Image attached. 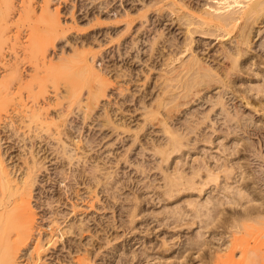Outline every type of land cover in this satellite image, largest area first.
I'll return each mask as SVG.
<instances>
[{"label": "bare ground", "instance_id": "1", "mask_svg": "<svg viewBox=\"0 0 264 264\" xmlns=\"http://www.w3.org/2000/svg\"><path fill=\"white\" fill-rule=\"evenodd\" d=\"M13 1L14 0H0V64L6 65V63H3L2 59V48L6 41V39H4L6 38L5 31L8 30L7 26L13 24L15 21L27 22L26 24L29 29L34 27V23H39L38 25L41 24L43 28L39 30L43 33L44 40H41V37H36V33H33L32 29L29 30V35L27 34L29 36L27 41L29 44L27 43L28 46L25 45V51L31 53V62L33 66H35L32 73L30 72L28 75L25 74L21 71L20 64L16 63L6 71L4 76H0V132L2 129H12L13 135L22 144L21 148H23V152L27 151L29 155L28 158H24L23 170L20 175L16 177V172L9 169L0 151V264H20L18 262L19 253H21L23 248L28 246L33 239L36 213L33 210L31 200L33 199L35 185L38 182V176L41 174L42 170L46 172L49 170L46 163H49L52 159L48 160L47 158L50 155H45L48 150L49 152L51 150L52 153L55 152L57 156H55V158L59 160L60 164L61 162L64 163L62 167L60 166L61 170L59 169V171H57V174L60 173L61 176L57 182V184L60 185L66 181L65 179L67 178L71 177V179L75 181L77 177H82L80 174L78 175L80 171L77 173L75 169L77 166L81 165L85 167L89 164L88 158H91V156L88 155L87 158V152L92 151L95 153L96 151L99 153L101 149L98 146L101 145V148H106L117 141L124 147V155L128 156L129 152H131L136 145H139V132L148 131L155 126L158 127L156 131L161 134V138H159V140L158 138H150L151 142L148 144L150 145L152 143V149H148L141 144L137 153L138 161H135L136 158L133 161L130 160L131 158H127L128 160H126L137 173L139 172L141 175H144L147 180V183L144 182L145 179L141 178V180H139L142 184V188H145V190L149 188L152 189L150 191L151 193L156 191L155 198L164 202H168L169 198L170 200L171 198H176L182 192H195L197 193L196 195L200 197L201 194H206L210 189V187L208 189V186L211 185H214V190H216L214 192L216 195H208V197L201 202L197 201V199L194 200L192 195L186 194L184 195L186 197H184L183 201H181V198V200L175 199L173 203H167V205L174 204V208L170 205L171 208H165V211L162 209L161 213H154L153 216L152 211L150 218L156 219L158 215L159 217L161 215L162 217L156 220L157 225H164L165 227L172 226L171 228L174 229L183 226L189 228L193 225H196L197 229L198 227L202 228L203 231H198L194 235H192L193 232L191 233L192 236L187 238L186 245L190 252H199L202 247H206L208 254L211 256L210 261H207V263L209 262L208 264H264V209H259L262 205L256 207L251 204L255 201V195L253 194H256V189L262 187L259 186V184H261L259 182L262 181L260 176L264 178V171L263 173L261 172L264 167V144L262 143V141L264 142V134L260 135L261 131L264 130L255 127V119L253 120L251 114V112H255L253 111L254 108L252 111L250 110L247 112V105L250 103L247 96H244L246 100V107H244L234 102V95L231 94L230 91L232 90L230 86L236 84L233 76L243 72L241 68L243 61H239V59H243V57L253 49L258 48V50L262 51L261 49L264 48V0H202V3L196 5L193 1L197 0H85L86 3H82L79 7L75 4L76 7L73 5L70 6V9H72L68 15H71L72 24H75L73 20H76L75 16L77 15H75L76 12L73 13L72 10L76 8V11L80 10L84 16L88 17V19L85 18L88 20L87 23H96L98 31L94 33L95 36L97 32L99 33V29H105L103 30L104 32L101 33V37L104 36L102 40H98L93 34V37H91L92 35L84 37L86 43L88 42L90 45H97L96 48H101L105 44L103 42L113 41L114 43L116 41V44H113L114 48L109 50L105 55L112 56V59L113 56H117L120 62H123V64L125 63L124 65L126 68L122 70V66L121 69H117L116 66L114 70L117 69L119 71H116L115 77H110L111 79L109 78L110 71L107 69L111 68V70H113L114 62L113 65H111L112 67H108L109 65H106L108 68L105 65L103 67V64L99 61L105 60L101 58L104 55L100 53L99 56H101L99 57L96 48V51H93L94 53L86 50V44H83V40L82 42L79 40L81 43L71 44L68 43L67 39L65 43L68 44V50L70 51H65L64 47L57 56L55 53L54 58L48 59L49 56H47V53L49 48H51L50 46H54L58 38H64L68 28L65 27L66 23L60 19L57 8L52 9L50 7V2H53V0H42V6L39 7V12H37L38 10L35 11L34 6L31 5L32 0H22L21 4H18L20 6L15 5ZM55 1L56 4L60 6V0ZM90 4L92 5L90 10H94L93 13L88 10ZM12 10L17 11V19L15 21H13L10 16ZM79 19L80 18H78L77 21H79ZM88 25L91 27L90 24ZM174 27L177 28L174 30ZM69 29L70 28H68V31ZM93 29L90 30L93 31ZM166 30L167 33H165ZM33 31L39 33L36 28ZM176 31H178V33H175ZM198 35H200V37L204 36L215 40L217 39V42H220L218 56L220 55L223 59L228 61L227 65H222L220 67L216 65L217 67L214 68L206 62V58L204 59L203 56L196 54L195 37ZM79 37L80 35L75 39V42ZM89 39L91 41H88ZM225 42H229V44H225ZM106 46H108V43ZM92 48L94 49L93 46ZM102 48L104 49V47ZM80 49L84 50L85 53L86 51L91 53V55L89 54L90 57L84 54V51L81 52ZM107 49L108 48H106V50ZM259 57L264 58V55L260 54ZM54 59L56 60L54 61ZM68 59L69 61H76L79 80H81V82L84 81L86 84L89 82L91 84H89L90 87L81 83V88L86 86L85 88L87 89L83 91L79 88L80 84H78L77 87L72 84V82H69V86H65L64 89L55 88L52 93H49L44 86V81L47 79V69L49 71V69L54 70L57 66L64 67ZM128 64L129 66L127 67ZM132 66L136 68L132 69ZM114 73L115 72H113V74ZM119 79L123 80V85L132 84L131 86L134 85V88L136 86L138 88V85L135 84L139 82V80H142L141 84L143 83V86L145 84L149 85L148 88L152 86V90L149 91L147 88L146 93L143 92V96L141 90L133 89L135 90L133 93L131 87L129 91V89H126L128 86H125V88L121 85H117L118 87L114 88V94H111L112 96L114 95V98L117 100V97L122 96L120 103L119 101H117V103L115 102L114 105L119 106L116 108H122L125 104H128L127 107L129 106V108H132L128 111L130 113H127L129 120L132 119L134 122L137 121L138 123L134 130L130 127V122L127 124L126 121L122 122V120H119L120 123H116L111 113L108 111L110 109L107 110L109 107H107V103L105 102H109L107 99L109 100L111 97V95L109 96L107 93V90L111 88V84L114 83L115 80ZM115 83L120 84V82L117 81ZM260 84L258 85L259 87L255 86L257 88H253L254 90L251 88L252 90L248 91H254L256 94L264 95V86ZM143 86L141 85V87ZM125 90H128L129 93L127 94ZM137 92H140V96H138L139 94H137ZM51 95L53 97H51ZM8 100L14 102V107L10 114L9 110L6 109L8 106L6 104L9 102ZM241 100L238 101L241 102ZM258 102H260V100ZM108 104L109 106L110 104L113 105V103L110 102ZM72 105L77 108L75 112L78 113L75 114L79 115L77 120L80 121V123L74 124L72 117L71 119L68 118V115L72 112L70 110ZM261 106L264 105L262 104ZM75 107L72 108L75 110ZM52 109L54 113L51 112ZM95 110H102L103 113L102 116H100H104L105 119H102L106 122H104L105 124H99L97 121L98 124L95 123L96 128L101 129L107 126V128L109 127L111 130L109 133H103L101 132L102 129H96L93 125V128L97 131H94L91 135L82 134L81 130L82 127H84L81 126L82 123L88 120V118L90 119ZM260 110L264 113V107H261ZM115 112L113 111L112 113L116 115ZM117 112L122 115L125 111L121 112V109H119ZM4 114L12 115V117H3ZM137 117L140 119L138 118V120ZM6 120H8V122H5ZM91 121L93 122L95 120L93 119ZM67 127H70L72 132L68 130V133L66 131ZM102 131L105 130L103 129ZM126 133H133V137L128 143L126 142L127 137L124 138V135L120 137V135ZM215 133L221 134L218 135L217 138L223 137L227 142V138H229V140L231 138L230 141H235V143H233L235 146L232 148L223 144V140H221L222 142L219 140L221 142H219V145L221 149L223 148L222 151L227 155L224 162L221 163L220 158L211 156L214 162L213 164L212 161L210 163L208 160L210 157L207 158L208 156L204 157V155L200 158L197 156L194 158L195 160L193 159V164L186 166L187 168L184 169L185 165L188 164L184 156L187 154L189 155L191 150H195V146L198 143H203V145L214 144L215 139L212 138V135ZM111 135H115V138L109 139L111 141L110 143L105 139ZM66 138L69 139V142H67L68 140L66 141ZM104 140L107 142H104ZM51 141H54V148L51 146ZM239 141H242L244 144L243 151H246L247 155L249 154L248 157H251L252 161H259L257 171L250 169L248 176L247 174L244 177L242 176V178H244L243 180H245L246 177L249 179L248 177L251 176L249 179L250 184L245 182L239 184V181L234 180L235 175H237L240 169H244L245 165L241 168L238 162H232L230 158L227 159L228 156L236 157V154L238 155V153H240L237 149L241 144ZM37 143H39V146H37ZM40 143H43V145L40 146ZM45 145L46 148L44 147ZM97 147L100 150H97ZM221 149L219 150L221 151ZM42 150L44 153L43 156L41 155L40 157L39 153ZM149 150L152 152V155L151 157L149 156V160H146L145 152ZM78 151H82L83 154L79 155L80 153ZM107 152L110 151L107 150ZM172 156L173 158L170 162H173L171 164H174V167H163L165 164H169L168 161ZM139 158L141 159L139 160ZM175 159L177 161H175ZM184 161L187 163L185 164ZM96 166L85 168L83 172L90 176L95 186L96 184L99 185L100 182V179H98V176L96 177L95 174V169L98 168ZM152 170L159 171L162 174V179L156 177L151 179L152 176L148 177V173L150 174ZM245 171L244 169V172ZM259 171L261 173L258 176L257 173ZM244 172L241 171L242 174ZM108 173L107 175H109ZM237 176L241 177V175ZM158 180L163 181H161L163 183L161 187H157L154 184ZM112 182L107 184L104 183L105 188H103V193L104 189L106 190L107 188L106 186H111L109 190H111L114 185L117 186L116 181ZM262 184H264V182ZM251 185L257 188L250 187ZM61 187L64 188L65 186ZM117 187L119 188V186ZM117 187L116 189L118 190ZM121 187H123V184ZM125 187L128 186L125 185ZM158 189H162L161 193H157ZM117 190H115V193H113V191L111 193L116 194L118 193L116 192ZM138 191L140 192V188L137 190V193ZM214 192L212 191V194H214ZM260 192H263V190L260 189ZM135 193H132V197L127 196L128 194L126 196L133 198L135 201L142 200L140 196L142 197L143 192L141 194L139 193L140 195ZM219 194H222L224 199H222L223 197H219ZM262 194L261 198H259L262 199L264 204V193ZM118 195H120V193H118ZM133 195L135 196L133 197ZM164 195L168 198L165 196L167 198L165 199ZM109 197L110 199L112 198V200H115V198L117 199V196L115 198ZM173 200L174 199H172V201ZM242 200L245 201L244 203L251 202L249 203L250 206H246L242 211H236V209H234V211L230 212V210L227 216L224 215V218H220L221 221H218L220 220L218 219L219 215H223L220 208L224 203H228L231 206H241L242 204L240 205V203H242ZM132 201L130 202L132 203ZM178 203L183 204V207ZM137 204L138 202L132 205L130 204L131 206L125 214L127 223L124 224H127V227L128 224L129 226L131 224L133 225L135 218L144 213L143 211L145 209L141 210V207ZM126 205H129V203ZM223 207L222 209H224ZM126 210L127 209H125V211ZM82 223L83 222L80 221L78 224L79 226L77 224V226L75 225V229H77V231L79 230L78 233L83 231L82 227L85 225L83 226ZM215 223H218V225ZM124 224L121 225V228ZM132 227L129 229L127 228V230H129L128 234L134 232L136 229V227ZM210 227L216 229L221 227L225 229L224 231H226L228 235L224 247H217L213 252L210 249L211 247L208 248L210 244L204 237L206 233L204 230ZM115 228L117 230L119 227ZM70 229L64 230L63 233L70 234ZM216 229L213 230L216 232ZM127 230H123V233L126 234ZM123 233L121 236H123ZM148 234L150 233L148 232ZM134 236H132L133 240L135 239ZM38 239L40 240V238ZM140 239L141 237H139L135 243H138ZM114 240L115 238L113 241ZM131 240L130 238L127 242V246H130ZM34 241H36L37 245L38 240L34 238L33 242ZM167 241L168 240L165 238L160 241L161 245H159V248L161 250L158 249L160 250V254L157 250L160 259H164V257L165 259L170 258V256H167L169 255L167 253H170L172 245L170 246ZM108 243L111 244L107 241L106 244L108 245ZM132 246H130L127 252L123 253V257L121 258L124 259H122L121 262L124 260L125 263H129L135 259L137 260L135 264H138L140 255H145V259L148 258L145 252L147 250H144L148 249L146 245L143 246L144 248L142 247L143 252H139L140 254L130 251ZM41 247L44 249L43 246ZM35 249L37 250V247H35ZM107 251H109L108 254H111V252L114 253L111 257L116 259L113 255L115 256L120 250L115 247ZM84 252L88 257L91 256L89 264H96V259L94 257H98L100 252L92 253L87 249L84 250ZM172 257L174 258V255ZM175 257L180 258L182 256L179 255ZM202 258L204 263L203 260L201 263L205 264V258L200 255V259ZM109 261L111 262V258ZM41 264L46 263L42 262Z\"/></svg>", "mask_w": 264, "mask_h": 264}, {"label": "rangeland", "instance_id": "2", "mask_svg": "<svg viewBox=\"0 0 264 264\" xmlns=\"http://www.w3.org/2000/svg\"><path fill=\"white\" fill-rule=\"evenodd\" d=\"M13 2L15 3V5L20 6L18 4L19 3L21 4L22 0H20V2H19V0H14ZM84 2H85V0H73V1L72 0H60L59 1L60 6H58L56 4L55 0H53V2H50V7L52 9L57 8V10L59 11L60 19L66 23L65 27L66 28L68 27L70 29L68 31V28H67V30H66L67 34H65V36H67V37L64 36L65 39L62 38L63 39L62 40L61 38H58V40L55 41L54 46H50L51 48H49V51L47 53V56H49L48 59L54 58L55 53L57 56V54H59L60 50L64 47L66 48V49L64 48L65 51H67V52L70 51V50H68L69 49L68 44L65 43V41L67 39H68L67 40L68 43L78 44V43H81L82 40L84 41V37L89 36V35H92L91 37H93V34L96 31H98V28L96 27L97 26L96 23H94V22L87 23L88 17L84 16L82 14V11H80V10L76 11V8L74 10H72L73 13L76 12L75 15L77 14L75 16L76 20H73V23H75V24H72V19L70 18L71 15L70 16L68 15V14H70V10L72 9V8L70 9V6L77 5V7H79L82 5V3L84 4ZM193 2H195L194 4L196 5V4L202 3V0H197V1H193ZM31 3H32L31 5L34 6L35 11L38 10L37 12H39L40 11L39 7L42 6V0H32ZM91 6H92L91 4L88 6V10L93 13L94 10L93 11L90 10ZM67 11H69V12H67ZM16 14H17V11L12 10V14L10 16H11V19L13 21H15L17 19ZM78 18H80L79 21H77ZM85 18H87V19H85ZM67 22H69V23H67ZM78 22H79V24H78ZM26 23L27 22L24 23V21L23 22L22 21H17V22L15 21L13 24L7 26L8 30L5 31L6 38H4V39H6V41L3 44V48H2V53H3L2 59H3V63H6V65L4 66V65L0 64V76H4L6 71H8V69L10 67H12L13 65H15L16 63L20 64L21 71L27 75L30 74V72L32 73L34 71L35 66H33V63L31 62V58H32L30 56L31 53L29 51H25V48H26L25 45L28 46V44H29V42H27V41L29 39L28 35L30 32L29 31L30 29H32L33 33H36L35 34L36 37H41V40H44L43 33L40 32V30H42L43 27L41 26V24L38 25L39 23L38 24L34 23L35 24L34 27L36 29H38V31H39V33H38V32L33 31V30H35L34 27L29 29V27ZM83 24H84V26H83ZM88 24H90L91 27H89ZM92 26H94V27H92ZM176 28L177 27H174V30ZM79 29H80V31H79ZM82 29H84V30H82ZM90 29H93V31H91ZM103 30H105V29L104 28H102V30L99 29V33L97 32L96 36L94 34V36L98 40L103 39L104 36L101 37V33L104 32ZM86 32L88 35L86 34ZM165 33H167V30L165 31ZM175 33H178V31H176ZM37 34H38V36H37ZM79 35H80V37H79L80 39L78 38L75 42V39ZM90 39L88 41H91ZM79 40L81 42H79ZM195 40H196V47H195L196 54L203 56L204 59L206 58L205 60H206V62H208V64H210L214 68L217 66L220 67L222 65H227L228 61L223 59L220 55L218 56V49L220 47L219 46L220 42H217V39L215 40V39H211L210 37H204V36L200 37V35H198L195 37ZM109 42H103V43H105L102 46V47H104V49L102 47L96 48L97 45H95V46H94V44L90 45V43H88V42L86 43L85 41L83 42V44L88 45V46L85 45V48H86V50H89V52L94 53L97 50L96 52H97L98 56L100 53L102 55H104L101 58H103L105 60L99 61L103 64V67H104V65L105 66L109 65L108 67H112L111 65H113V62H114V65L116 64L115 67L113 65V68H112L113 70H111V68L107 69L108 71H110V73H109V78H110V77H115V74L117 73L116 71H119L117 69H119V68L121 69V66H122V70H123L126 68V66L124 65L125 63L123 64V62H120L119 58L117 59V56H113V59H112V56L110 57L109 55H105L108 53L109 50L114 48V45L116 44L115 43L116 41L114 43H113V41H111L112 43L111 42L109 43ZM107 43H108V46H106ZM227 43L229 44V42H225V44H227ZM110 44H111V46H110ZM92 46L94 47V49L92 48ZM95 48H96V50H95ZM106 48H108V49L106 50ZM50 49H52V50H50ZM82 49H84V48H82ZM82 49H80L81 52L84 51ZM261 50L262 51L258 50V48L253 49L252 51H249L243 57V59L242 58L239 59V61H243L242 65H241L243 72H241V74L237 73L238 75L236 74L233 76L235 81H236V84L234 85L235 87L230 86V89H232L230 91H231V94L234 95L233 96L234 102L237 103L238 105H243L244 107H246L245 106L246 100L244 99V96H247V98L249 99V102L251 103V104L249 103L250 106L247 105V107H248L247 112L250 110L252 111L254 108L253 111H255L254 112L255 114L252 112H251V114H252L253 120L255 119L254 120L255 127L257 129L259 128L261 130H264V113H262V111L260 110L261 107L262 108L264 107V106H261L262 104L264 105V102H263L264 101V95L256 94L254 91H248V90H252L253 88L259 87L258 85L260 83H261L260 84L261 86H264V60H263L264 58L259 57L260 54L264 55V48ZM89 52L86 51V53H85V51H84V54H86L87 56L90 57L91 53H89ZM106 56H107V58H106ZM55 60L56 59H54V61ZM115 60H116V63H115ZM245 60H247V61H245ZM75 62L76 61H74V62L69 61V59H68L67 64L65 63L64 64L65 66L63 65L64 67L57 66L54 70L49 69V71L47 69V76H46L47 79L44 81V86L47 88L49 93H52V91H54L55 88H60L61 90L64 89L65 86H67V85L69 86V82L70 83L72 82V84L76 85L77 87H78V84H80L79 88H81V83H84V81L81 82V80H79V76H78L79 73L77 72L78 66ZM223 62H224V64H223ZM118 63H120L121 65ZM116 66H117V69L114 70V68H116ZM123 66H125V67H123ZM128 66H129V64L127 65V67ZM135 66L134 67L132 66L133 67L132 69H135L136 68ZM113 72H115V73L113 74ZM76 74H77V76H76ZM153 76H154V74H153ZM237 78H238V80H237ZM113 79H115V78H113ZM119 80H121V81H119ZM119 80H115L114 83L111 84V88H109V90H107V93L109 94V96L111 94H114L113 91H114V88L118 87L117 85H121L122 87L128 86L127 88L126 87L125 88L129 89V91L132 88L131 91H133V93L136 89L141 90L142 96H143V92L146 93V89L149 87L148 84H145L144 86H147V87H144L143 83L141 84L142 80L141 81L139 80V82H136L135 85H138V88H137V86L134 88V85L131 86L132 84L123 85L124 84L122 82L123 80L122 79H119ZM116 81L120 82V84H116L115 83ZM138 83H140V84H138ZM84 84L86 86H89L90 83L88 82L87 84L86 83H84ZM114 85H116V86H114ZM141 85L143 87H141ZM86 86H83L81 89L84 91L86 89L85 88ZM255 86H257V87H255ZM140 87L143 89L145 88L144 89L145 91L143 89H141ZM150 88H148L149 91L152 90V88L151 89ZM133 89H135V90H133ZM235 90H237V91H235ZM125 91L127 94L129 93L128 90H125ZM125 91H124V93H125ZM153 92H154V90H153ZM139 93L140 92H137V94H139ZM234 93L235 94L237 93V94L235 95ZM241 93H242V95H241ZM243 93H244V95H243ZM137 94H136V96H137ZM138 96H140V94ZM51 97H53V96L51 95ZM114 97H115L114 95L113 96L111 95L109 100L107 99V101H109L110 103H113V105L110 104V106H109V104H108L109 102H105V103H107V107H109V108H107V110L110 109L108 111H109V113H111L113 120L116 121V123H120L121 120H122V122L126 121L127 124H129V122H130V127L132 128V130H134L136 128V125L138 124L137 121L134 122L132 119H130V120L128 119V117H129L128 113H130L128 111L131 110L132 108H129V106L127 107L128 104L127 105L125 104L124 105L125 108L120 107L119 109H121V112L125 111L126 113L123 112L125 114L122 113V115H120L121 113L119 114L117 112V110L119 111V109L116 108L119 106L114 105V104H115V102L117 103V101H119V103H120L122 100V96L117 97L118 100L115 99ZM149 98H147V99H149ZM241 99L242 100L244 99V100L242 101ZM238 100H241V102ZM259 100H260V102H263V103L258 102ZM13 104H14V102L12 100H10L6 104V105H8L6 109L9 110V114L12 112V109L14 107ZM72 107L74 108L75 106L72 105L71 109H70L74 114L71 112V114H69L70 116L68 115V118L71 119V117H72L74 124L80 123V121L77 120L79 115L75 114V113H78V112H75V111H77L76 110L77 108L75 107V110H74ZM115 110H116V112H115ZM53 111L54 110L52 109L51 112L54 113ZM113 111L115 112L116 115H114V113H112ZM102 113H103L102 110H99V111L95 110V112L92 113L90 119L88 118V120H86V121H84V123H82L81 126H84V127H82L81 133L82 134L84 133L85 135H91L94 133V131H97L96 129H100V128H96L95 125L98 124L97 121L99 122V124H101V123L105 124L106 123L102 119V118H104V116L101 117ZM124 115H126V116H124ZM5 116L6 117H12V115L4 114L3 117H5ZM135 116H137V115H135ZM178 116H180V115H178ZM138 118L139 117H137V119ZM93 119L95 121L92 122L91 120H93ZM123 119H125V120H123ZM5 122H8V120H6ZM85 122H86V124H85ZM91 123H92V126H91ZM93 125H94V128H96V129L93 128ZM67 128H66L67 132H68V130H69V132H72L70 127L68 129ZM101 129L102 130L104 129L105 131H102ZM101 129L100 130L103 133L104 132L109 133V131L111 130V129H109V127L107 128V126L104 128H101ZM156 129H158L157 126L149 129L148 131L139 132V134H138V139H139L138 141H140V142H138L139 145L138 146L136 145L133 148V150L131 152H129V155L127 153L128 156L124 155L125 154L124 153L125 152L124 147L122 146L121 143L119 144V142H117V141H115L116 143H114L113 145H110L109 147L107 146L109 149L107 147L101 148V145L98 146L101 149L100 150L97 147V150H100L99 153L96 151H95V153L92 151L91 152L86 151L88 153V154L86 153L87 154L86 157L88 158V155H89V156H91L92 159L90 157L88 158V161H89V164H87L88 166L86 165L85 167H83L80 165V166H77V168L75 169V170H77V173H78V171H80L78 173V175L80 174V176H82L81 178L77 177V180H75L77 182L72 180L70 177V178L65 179L66 181H64L62 184H60V185L57 184L58 180L61 177L60 173L57 174L58 173L57 171H59V169L64 165V163L61 162V164H60L59 160L55 158V156H56L55 152L52 153L50 150V152H51L50 153L48 150V152H46L45 155L46 156L50 155L47 158L48 160L52 159L49 163H46V166L49 168V170L47 172L43 171V170L41 171V174L38 176V182L35 185V188L33 191V199L31 200L33 210L36 213L33 239H32V241H30L29 245L26 246L25 248H23L22 252L19 253L18 262L20 264H33V263L34 264H41L42 262H45L46 264H89L91 256L89 255L90 257H88L84 252V250L87 249V250H90V252H92V253L93 252L94 253L100 252L98 254V257H94L96 260L93 258L95 260L96 264H124L125 263L124 260L122 261L123 263L121 262V260L124 258H121V257H123V253L127 252L130 249V246H132V245L133 246L131 247L132 249L130 251H134L137 254L139 252L140 253L143 252L142 251L144 248L143 246L146 245L148 247V249H144V250L148 251V253H147V251H145L146 254L148 255V258L145 259V257H144L145 255H140V257H139L140 258L139 259L140 264H163V263H165V264H203L204 260H203V258L200 259V255L205 258V264L207 263V261H210L211 256H210V254H208V250L206 247L205 248L202 247V249L199 252H195V251L190 252V250L187 249L188 247L186 245L187 238L196 234L198 231H203L202 228L198 227V229H197L196 225L189 227L190 229L188 227H186L187 228L186 229L185 226H183L184 228L183 227H177L175 229L171 228L172 226H169V227H167V226L165 227L164 225L159 226V225H157L156 220L160 219L162 216L160 215V217H159V215H158L156 219H154L152 217L150 218V216H151L152 211H153V213H152V216H153L154 213H156V214H159L157 212L161 213L162 209L163 210L165 208L168 209V208H171V206H172V208H174L175 207L174 204L173 205L172 204L167 205V203H173L175 201V199L181 200V198H182L181 201H183L184 197H186L184 195H186V194L192 195L194 200L197 199V201L202 202V201H204L203 199L208 197V195H216L214 192V191H216V190H214V185L208 186V189H209V187H210V189L206 192V194L205 193L201 194L200 197H198L196 195L197 193H195V192H189V193L188 192L187 193L182 192L183 194L181 193L179 196H177L178 198L177 197L171 198V200L169 198L168 202L167 201H165V202L160 201V199L155 198L156 197V195H155L156 191H153L154 193L153 192L151 193L150 191L152 189L149 188L150 190L149 189L145 190V188H142V184L140 183L139 180H141V178L145 179L144 175H141L139 172L137 173L135 171V169L132 166H130L128 164V162L126 161L130 158H131L130 160H132V161L135 158L137 159V160L135 159V161H138L137 153L140 149L141 144H143V146L148 148V149H152V145H151L152 143L150 145L148 144L151 142L150 138L151 139H157L158 138V140H159V138H161V134H159V132H157ZM263 132L264 131H261L260 135H263L264 134ZM0 134H1L0 135V138H1L0 151L2 152V154L4 156V160L6 161V164L8 165L9 169L16 172L15 174L17 177L20 175V173L23 170L24 158L29 157L28 152L27 151L23 152V148H21L22 144L13 135L12 129H10V128L9 129H2ZM85 135H83V136H85ZM123 135H124V138L127 137V141H126L127 143L130 142L132 137H133V133L132 134L131 133L130 134H127V133L122 134V135H120V137H123ZM218 135H221V134L215 133L214 135H212V138L215 139L214 144H211V145L205 144L206 145L205 146V145H203V143L202 144L198 143L195 146L197 149L194 147L195 150L193 149V151L191 150V153L189 155L188 154L185 155L184 158L188 162V164L185 165L184 169L187 168L186 166L192 165L193 159L197 156H199L200 158L203 157L204 155H205L204 157H207V156H208L207 158L210 157V159H208L210 163H211V161L213 162L212 157H218V158H220L221 163L224 162V160L226 159L225 157L227 155L225 152L222 151L223 148L221 149L219 142L221 140H223V142L221 141L223 144L228 145V146L233 148L235 146V145H233V143H235V141H230L231 138H230V140H229V138H227L228 139V142H227V141H225L226 139L225 140L223 139V137H221L222 139L220 137L217 138ZM112 138H115V135H111L110 137L106 138L105 140H108V142L111 143L110 140ZM105 140H104V142H107ZM66 141L69 142V139L66 138ZM53 143H54V141L53 142L51 141V146H53V148H54L55 144H53ZM239 143H241V144L239 145V147H237V149H238V152H240V153L237 152L238 155L236 154V157L231 156L232 157L231 158L230 156H228L227 159L230 158L232 160V162L233 161L238 162L239 165L241 166V168H243V166L245 165L244 169L246 170L245 171L246 173L244 172V169H240V171H238L237 175H241V177L235 175L234 180L239 181V184H242V182L250 184L249 179L251 178V176L248 177L249 179H247V177H246L245 180L246 181L248 180L247 182L245 180H243L244 178H242V176L244 177V176H246V174L248 176L249 175L248 172H250V169H254L253 171H257L258 170L257 165H258L259 161H257V160L252 161V158L248 157L249 154L247 155L246 151H243V149H244L243 145L244 144L242 143V141H239ZM262 143L264 144L263 141H262ZM42 145H43V143H40V146H42ZM212 145H213V147H212ZM37 146H39V143H37ZM44 147L46 148V145ZM44 147H43V149H44ZM219 149H221V151ZM263 149H264V145H263ZM25 150H27V149H25ZM107 150L110 152H107ZM203 151H204V153H203ZM78 152L80 153L79 155L83 154L82 151H78ZM43 153H44L43 150L40 151L39 156L40 157H41V155L43 156ZM221 153H223V154H221ZM145 155H146V157H145L146 160H149L150 159L149 156L151 157L152 152H150V150L148 152L146 151ZM172 158H173V156L169 159V161H168L169 164L167 163L168 165L165 164V166H163V167H165V168L169 167V166L174 167V164H171L173 162H170V161H172ZM140 159L141 158H139V160ZM175 161H177V160L175 159ZM186 161H184L185 164L187 163ZM245 163H247V164H245ZM213 164H214V162H213ZM91 166H96L99 168V169L98 168L95 169L96 170L95 171L96 177L98 176V179H100L99 185L96 184V186H95L93 180L90 179V176L87 173H85V174L83 173L85 171V168H88V167L90 168ZM211 166H212V164H211ZM241 171L244 172L243 173L244 175L241 173ZM263 171H264V167H263L261 172L263 173ZM261 172L259 171L258 173L257 172L256 173L259 176ZM107 173L109 175H107ZM159 173H160L159 171L152 170V172L150 174L148 173V177L152 176L151 179H153V177L162 179V174L161 173L159 174ZM260 179L262 181L259 183L262 184L264 182L263 181L264 178H261V176H260ZM112 181L113 182L116 181L117 182L116 185L119 186V188L114 185L112 188L113 190L112 189L109 190V187H111L109 185V186H106L108 188V189L106 188L107 191L104 189V193H103V188H105L104 183L107 184V183H111ZM161 181L162 180L156 181L154 183L155 186L161 187L163 185V183H162L163 181L162 182ZM144 182L147 183V180L145 179ZM158 183H160V184H158ZM122 184H123V187H121ZM261 184H259V186L260 187L262 186L260 189L263 190V192H260L259 187L257 188L256 186H252V185L250 186V187H254V188L256 187L257 188L255 191L256 194H253V195H255V201H253L252 203L251 202L244 203L245 201L242 200V203H240V205L242 204L241 206L236 205V204H235L236 206H231L228 203H224V205H222L220 208L222 210L223 215L222 216L219 215L218 219H220V218L223 219L224 215L227 216V213L234 211V209H236V211H242V209H244L246 206L247 207L250 206L249 203L253 204V206H256V207H260V205H262L259 209L263 210L264 204L262 202V199H260V198L263 195L262 193H264V184H262V185ZM125 185L128 187H125ZM61 186H65V187L63 188ZM114 187H115V189H114ZM116 187L118 188V190L116 189ZM130 188L131 189L133 188L132 189L133 192L131 191ZM139 188H140V192L138 191V193H137V190H139ZM115 190H117L116 192L120 193V195H118V193L113 194V193H115ZM148 190H149V192H148ZM112 191H113V193H111ZM157 191H158L157 193H161L162 189H160V190L158 189ZM212 191L214 192V194H212ZM142 192H143L142 197L140 196V198H142V200H138V201L136 200L135 201L133 198H130V197H132V193H135V194L140 193L141 194ZM209 192H210V194H209ZM109 193H111V194H109ZM126 195L130 196V197H127ZM219 195H220L219 197H221V198L223 197L222 194H219ZM109 196H111L113 198H115L117 196V199L115 198V200L114 199L112 200V198L110 199ZM134 196L135 195H133V197ZM165 196L166 195H164V197ZM166 197H165V199L168 198V197L167 198ZM172 199H174V200L172 201ZM222 199H224V197ZM49 201H50V204H49ZM130 201H132V203ZM133 202L134 203L138 202L137 205H139L141 207V210H144V209L145 210L143 211L144 213H142V214L140 213L142 218H141V216L138 215V217L135 218L133 225L131 224L129 226V224H128V227H127V224H124V223H127L126 218H125L126 217L125 214L128 211V208L132 204H134ZM128 203H129V205H126ZM179 205H181L183 207V204H179ZM122 206H124V207L127 206V207L124 208ZM181 206H179V207H181ZM223 206H225V207H223ZM222 207L224 209H222ZM123 209H124V211H123ZM125 209H127V210L125 211ZM184 209H188V208H184ZM148 212H150V213H148ZM187 219H189V218H187ZM221 219L218 221H221ZM121 220L122 221L124 220V221L122 222ZM80 221H82L83 226L84 225L85 226L82 227L83 228L82 230L84 232L80 231L78 233L79 230L77 231V229H75V225L76 224L78 225L80 223ZM218 221H216V222H218ZM147 223H148V225H147ZM218 223L217 224L215 223V224L218 225ZM123 224H124V226L121 228V225H123ZM198 225H201V224H198ZM114 226L117 228L119 227V228L116 230V228ZM132 226L136 227V229L134 230L135 233L130 232L128 234L129 230H127V228L129 229ZM70 228H73V229H70ZM76 228H78V227H76ZM212 228L216 229L214 227H210L209 229L204 230V232L206 231L204 237H205V240L208 241L210 244V245H208V248L211 247L210 249L213 252L214 249L217 247L218 248L224 247V244L227 241L228 235H227V232L224 231L225 229H223L221 227H219L220 230L217 228L218 230L216 229V232ZM67 229H70V231H71L70 234L69 233L68 234L63 233V231L67 230ZM122 229L127 230V232H126L127 235L123 233ZM72 230H74V231H72ZM147 231L150 234H148ZM210 231H212V232H210ZM72 232H73V234H72ZM81 232H83V233H81ZM146 232L148 235L146 234ZM192 232H193V234L191 235ZM122 233H123V236H121ZM116 235H119V236H116ZM124 235H126V236H124ZM132 236H134V238H135L134 240H133ZM118 237H119V239H118ZM139 237H141V239L138 241V243H135V241ZM34 238H36V240H38L37 245H36V241L33 242ZM38 238H40V240ZM112 238L113 239L115 238V240L113 241ZM130 238L132 239L130 242V246H127V242L130 240ZM164 238L166 240H168L167 242H169L168 244L170 246L172 245L171 246L172 249L170 250V253L169 252L167 253V254H169L167 256H170L169 259H165V257H164V259L159 258V254H160L159 251L161 250L159 248V245H161L160 241H162ZM107 241H109L111 244L108 243V245H107L106 244ZM141 244H142V246H141ZM41 246H43L44 249ZM152 246L154 247V250H153ZM35 247H37V250L35 249ZM115 247H117V249H119L120 251L117 254H115V256L113 255V257L116 258V259H113L111 257V255L114 253L111 252V254H108L109 251H107V250H112ZM155 247H156V249H155ZM149 248H151L152 251ZM158 249H160V250H158ZM157 250H158L159 254L157 253ZM178 251H179V253H178ZM171 253H172V255H171ZM149 254H151V255H149ZM206 254H208V255H206ZM173 255H174V258L172 257ZM179 255H181L182 257H180V258L175 257V256L178 257ZM110 258H111V262L109 261ZM118 258L120 259L121 263L119 262ZM158 259H160V260H158ZM202 260H203V263H201ZM136 262H137V260L134 259L132 262L125 263V264H135Z\"/></svg>", "mask_w": 264, "mask_h": 264}]
</instances>
